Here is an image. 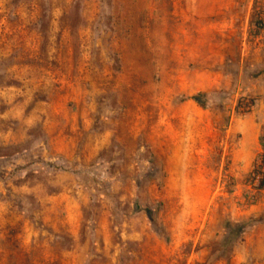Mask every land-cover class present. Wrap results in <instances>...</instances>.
I'll use <instances>...</instances> for the list:
<instances>
[{
  "label": "rangeland",
  "instance_id": "374dc122",
  "mask_svg": "<svg viewBox=\"0 0 264 264\" xmlns=\"http://www.w3.org/2000/svg\"><path fill=\"white\" fill-rule=\"evenodd\" d=\"M263 155L264 0H0V264H264Z\"/></svg>",
  "mask_w": 264,
  "mask_h": 264
},
{
  "label": "trees",
  "instance_id": "16d2710c",
  "mask_svg": "<svg viewBox=\"0 0 264 264\" xmlns=\"http://www.w3.org/2000/svg\"><path fill=\"white\" fill-rule=\"evenodd\" d=\"M193 99L201 106H204V101L202 99V95L198 94L193 97ZM264 155L260 158L259 162L256 164V166L253 168V172H257L258 170H263V173L260 175V186H264Z\"/></svg>",
  "mask_w": 264,
  "mask_h": 264
},
{
  "label": "built area",
  "instance_id": "2783aa9c",
  "mask_svg": "<svg viewBox=\"0 0 264 264\" xmlns=\"http://www.w3.org/2000/svg\"><path fill=\"white\" fill-rule=\"evenodd\" d=\"M263 169H264V167H263Z\"/></svg>",
  "mask_w": 264,
  "mask_h": 264
}]
</instances>
